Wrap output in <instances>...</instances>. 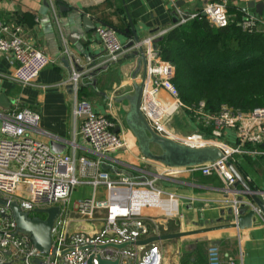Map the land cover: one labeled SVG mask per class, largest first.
<instances>
[{"label":"crops","instance_id":"0c3cea01","mask_svg":"<svg viewBox=\"0 0 264 264\" xmlns=\"http://www.w3.org/2000/svg\"><path fill=\"white\" fill-rule=\"evenodd\" d=\"M218 1L222 0H0V28L1 25L21 26L25 43L52 60L39 72L34 85L25 87L12 79L17 67L13 55L0 51V96H4L0 101V126L3 117L16 107L34 109L40 114L39 131H32L34 138L49 145L52 140H58L65 146L62 153L97 160L98 155L80 132V120L74 116L75 95L81 100L89 99L98 113L110 112L127 144L106 157L101 168L109 171L114 179L117 173L110 169L118 167L123 174L147 179L154 188L163 191L156 195L151 187L143 186L136 192V196L148 202L141 210V215L148 219L149 236L145 239L183 234L153 241L160 247L162 264H208L211 244L220 247L224 264H229V260L234 264H264V214L255 211V202L244 194L241 184L234 187L236 191L228 192L220 176L203 175L198 170L162 176L161 172L168 166L141 154L138 143L134 145L128 136L131 130L125 116L129 103L116 100L133 91V74L139 56L130 54L139 46L127 48L124 57L113 61L96 35V27L114 29L126 46L133 38L132 21L140 38L139 45L147 54V39L151 38L153 46L156 45L161 36L179 24L181 14L197 13L207 4ZM250 2L262 3L261 13L257 6H250ZM227 6L233 24L242 26L243 17L249 14L256 18L257 29L264 30V0H227ZM83 14L93 19L94 27L89 31L83 26ZM143 67L142 64L137 75L138 83ZM74 68L82 73L77 92L71 81ZM160 98L171 100L165 91L160 93ZM109 103H112L111 108ZM168 128L179 137L200 132L184 110L173 115ZM225 133L223 140L235 145V131ZM260 147H264V143L246 146ZM257 160H264V156L240 153L234 156L233 165L244 178L250 176L251 188L264 189V165L259 161L261 169L252 167V162ZM77 173L82 179L86 178L80 166ZM106 192L105 185L95 189L89 183H82L74 188L71 196L81 199L106 196ZM169 194L175 197L169 200ZM236 199L239 206L245 203L244 214L255 212L245 227L232 225L237 216L229 210L233 209ZM169 212L173 215H168ZM100 226L98 223L96 228Z\"/></svg>","mask_w":264,"mask_h":264},{"label":"built area","instance_id":"2783aa9c","mask_svg":"<svg viewBox=\"0 0 264 264\" xmlns=\"http://www.w3.org/2000/svg\"><path fill=\"white\" fill-rule=\"evenodd\" d=\"M197 16H206L218 27L227 26L230 23L227 0L207 4L197 13L181 14L178 25ZM242 28L248 31L257 28L256 18L245 15ZM21 34V26L9 28L1 25L0 51L13 55L17 67L12 79L26 87L34 85L39 72L52 60L34 46L27 45ZM96 35L111 60L118 61L127 53L125 44L119 40L114 29L98 26ZM146 43L149 48L147 54L145 50L147 74L141 110L151 127L157 133L187 145H214L224 153L223 158L198 166L165 167L161 175L179 174L187 170H198L203 175L217 174L224 180L226 191H236L234 187L237 178L228 167V162L233 163L234 156L240 153L264 156V147L246 148L250 144L264 143V106L244 112L223 105L218 113H213L206 109L204 101L193 106L185 105L173 82L175 65L163 59L160 47L153 46L151 38ZM70 63L74 65L73 60ZM72 73L71 81L77 92L82 73L76 68ZM162 91L169 94L170 101L160 98ZM109 107H112V103H109ZM180 109L186 112L200 132L179 137L170 131L168 124ZM73 113L80 120L81 134L99 159L56 153L49 144L34 138L32 131H39L40 121V114L34 109L16 107L2 119L0 199L5 203H0V264H99L100 258L117 260V264H162V254L157 243H135L149 236L148 219L141 215L142 208L148 202L142 196H136L138 188L151 187L156 195H161L163 191L154 188L147 179L123 174L118 167L110 169L117 173L114 179L109 171L101 168L106 157L127 144L121 131L115 132L118 122L110 112L98 113L91 102L75 95ZM228 130L235 131V145L223 140ZM79 166L86 177L84 179L78 176ZM244 180L251 182L250 176H245ZM82 183H89L95 189L105 185L106 196H89L77 200L72 198L74 188ZM243 192L250 196L247 191ZM252 192L261 196L264 202V189L252 188ZM168 197L171 200L175 196L169 194ZM12 202L18 204L28 217L42 220L48 216L46 209L56 206L59 208L51 230L52 244L56 248L54 255L37 249L32 237L27 232L18 230L9 205ZM232 206L237 211L239 201L236 199ZM254 209L262 213L256 206ZM168 215L173 214L169 212ZM80 222L86 224V230L79 229L82 223L77 224ZM98 223L101 224L100 228H96ZM123 243L131 244L117 247ZM207 255L208 264L225 263L218 245L211 244ZM228 263L234 264L232 260Z\"/></svg>","mask_w":264,"mask_h":264},{"label":"trees","instance_id":"16d2710c","mask_svg":"<svg viewBox=\"0 0 264 264\" xmlns=\"http://www.w3.org/2000/svg\"><path fill=\"white\" fill-rule=\"evenodd\" d=\"M156 45L175 65L173 82L185 105L204 101L213 113L223 105L244 112L264 106V30L232 22L218 27L197 16L171 28Z\"/></svg>","mask_w":264,"mask_h":264},{"label":"water","instance_id":"95a60500","mask_svg":"<svg viewBox=\"0 0 264 264\" xmlns=\"http://www.w3.org/2000/svg\"><path fill=\"white\" fill-rule=\"evenodd\" d=\"M250 6H257L258 11L261 13V9L263 8V4H255L254 2H250ZM83 26L86 31L91 30L94 27L93 19L83 14L81 17ZM130 30L132 31L133 38L126 45V48H133L135 44L139 46L136 50H134L130 56H139L137 61V68L133 74V91L129 94H125L122 97L116 98L117 101L127 100L129 103V110L125 116V123L127 127L131 130L134 136L137 139L138 148L141 154L144 157H147L153 161L160 162L168 167H193L198 166L207 162H214L220 158L224 157L223 151L214 145L209 146H190L185 143H182L176 139L161 135L157 133L149 124L145 115L141 110V100L144 88V81L147 74V60L145 56V50L140 44V38L137 35V32L134 28L133 22H130ZM142 64L143 67V76L140 83L137 82V75L141 71ZM4 98L3 95L0 96V101ZM120 126H116L115 132L120 131ZM50 147L52 151L56 153H62L64 150V145L58 142L57 140H52L50 142ZM153 147H157L159 152H155ZM228 167L234 173L237 178V182L235 186L241 184L245 191H247L250 195L251 200H253L257 206V208L261 209L264 214V202L263 200L256 194L252 192V188L249 184L244 180L243 176L237 171L233 163L228 162ZM0 203H5L0 199ZM12 208L13 217L17 223V228L19 231L27 232L31 237L32 241L37 249L44 252L45 254H55L56 248L52 244V236L51 230L54 224V220L56 219L59 208L51 207L45 210L48 214L45 220L41 218L34 217L30 218L26 213L22 212L18 206V204L12 202L9 204ZM245 203L241 204L238 207V210L230 209L229 213L233 214L236 217L235 222L232 224L237 227H245L251 221L254 211L251 210L248 213L244 214ZM240 215V216H238ZM183 234L181 232L170 234V235H162L155 236L150 239L139 240L135 244H145L150 241H155L158 239H166L171 237H179ZM131 243H123L118 245L117 247H124L126 245H130ZM91 263V259L89 260ZM117 260H105L100 258L99 264H117Z\"/></svg>","mask_w":264,"mask_h":264},{"label":"rangeland","instance_id":"374dc122","mask_svg":"<svg viewBox=\"0 0 264 264\" xmlns=\"http://www.w3.org/2000/svg\"><path fill=\"white\" fill-rule=\"evenodd\" d=\"M87 100H89V99H87ZM128 136H129L130 139H132L133 144L137 146L136 139L134 138L133 134L129 130H128ZM153 149H154L155 152H159L158 149H157V147H153ZM259 161L262 162V164L264 165V160H257L255 162H252V167H254V168H257L258 167L259 169H261L260 166H259V164H258ZM81 197H83V196H81ZM74 199H80V197L79 196L78 197H75L74 196ZM82 228L86 230V224L85 223H82L81 226H79V229H82ZM89 231H91V230L89 229Z\"/></svg>","mask_w":264,"mask_h":264}]
</instances>
